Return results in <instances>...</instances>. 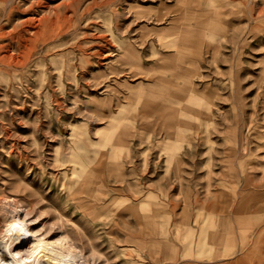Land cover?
I'll return each mask as SVG.
<instances>
[{
	"label": "rangeland",
	"instance_id": "obj_1",
	"mask_svg": "<svg viewBox=\"0 0 264 264\" xmlns=\"http://www.w3.org/2000/svg\"><path fill=\"white\" fill-rule=\"evenodd\" d=\"M186 1L0 0V198L93 264H172L164 133L138 140L128 123L170 38L188 83L183 128L213 131L185 130L186 160L206 143L264 155V0ZM3 222L0 211V239Z\"/></svg>",
	"mask_w": 264,
	"mask_h": 264
},
{
	"label": "crops",
	"instance_id": "obj_2",
	"mask_svg": "<svg viewBox=\"0 0 264 264\" xmlns=\"http://www.w3.org/2000/svg\"><path fill=\"white\" fill-rule=\"evenodd\" d=\"M204 20L201 16L197 19ZM177 41L170 38V50L162 52L153 64L157 77L143 84L136 115L128 122L136 129L133 137L138 140L164 133L159 141L165 145L162 168L166 170L168 206L160 216L166 217L161 232L170 234L172 264H264V155L250 157L244 152L234 156L232 146L219 155L215 143H206L201 161L186 160L192 145L182 140L185 130L194 136L206 132L200 127L183 128L190 118L182 94L188 83L183 81L182 86L177 79L182 59L174 48ZM180 130L181 138L176 141L174 136ZM211 133L210 128L205 135ZM125 140L123 136L117 145L122 163ZM125 166L124 162L123 171Z\"/></svg>",
	"mask_w": 264,
	"mask_h": 264
},
{
	"label": "bare ground",
	"instance_id": "obj_3",
	"mask_svg": "<svg viewBox=\"0 0 264 264\" xmlns=\"http://www.w3.org/2000/svg\"><path fill=\"white\" fill-rule=\"evenodd\" d=\"M189 51L190 50H188V52ZM171 83H174V81ZM187 90L189 89L187 88ZM187 96H189V94ZM16 198L17 197L13 196H1L0 198V211L4 215V222L2 225L3 230L0 239V264L94 263L95 260L91 259L89 255H86L83 249L77 243H75L73 239L69 238L68 235L61 233L60 236L49 237L42 234L39 235L36 230H31L30 227L26 229L25 225H27V223L25 224V209L22 208L21 204H19L20 202L18 203ZM30 230L32 231L33 235L31 232L29 233ZM27 233L31 234L33 238L28 240ZM230 243L231 241H229V245Z\"/></svg>",
	"mask_w": 264,
	"mask_h": 264
}]
</instances>
